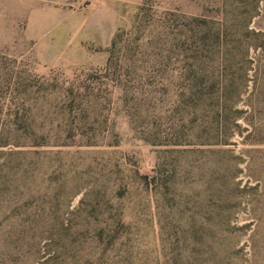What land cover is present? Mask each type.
<instances>
[{"label":"rangeland","instance_id":"374dc122","mask_svg":"<svg viewBox=\"0 0 264 264\" xmlns=\"http://www.w3.org/2000/svg\"><path fill=\"white\" fill-rule=\"evenodd\" d=\"M0 66V264H264V0H0Z\"/></svg>","mask_w":264,"mask_h":264},{"label":"trees","instance_id":"16d2710c","mask_svg":"<svg viewBox=\"0 0 264 264\" xmlns=\"http://www.w3.org/2000/svg\"><path fill=\"white\" fill-rule=\"evenodd\" d=\"M117 66H118V63H117L116 58L113 56V54H112V55L110 54V56H109V58H108V61H107V66H106V69H105L104 76H100V77L97 78V79H99V80H105V79H107V78L110 76V72L113 71V70H115V69H117ZM1 69H2V67L0 66V81H1V82H3L4 77H5V78L12 79V78H11L12 76H11L10 74H2V73H1ZM101 73H102V72H101ZM6 75L9 76V77H7ZM16 79H17L18 81L21 80L20 84H23V83H22L23 78L16 77ZM108 80H109V79H108Z\"/></svg>","mask_w":264,"mask_h":264}]
</instances>
